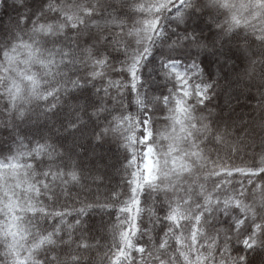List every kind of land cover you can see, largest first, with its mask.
<instances>
[{"label": "snow or ice", "instance_id": "obj_1", "mask_svg": "<svg viewBox=\"0 0 264 264\" xmlns=\"http://www.w3.org/2000/svg\"><path fill=\"white\" fill-rule=\"evenodd\" d=\"M0 8V264H264V0Z\"/></svg>", "mask_w": 264, "mask_h": 264}, {"label": "trees", "instance_id": "obj_2", "mask_svg": "<svg viewBox=\"0 0 264 264\" xmlns=\"http://www.w3.org/2000/svg\"><path fill=\"white\" fill-rule=\"evenodd\" d=\"M10 2V0H9ZM0 15H4V18L5 20L8 19L9 16H12L14 15V13L12 12V9L11 8H7V9H3V8H0ZM224 81H221V84L223 85ZM224 102V93L221 92L213 101H212V106H215L217 103L219 104H223ZM247 103V101L241 97L240 99V107L238 108V110H241V108H243V105H245ZM244 111H247L248 109L246 108H243ZM244 162H248V158L245 157L244 158ZM235 163L238 165V166H243L242 165V161L241 160H236ZM237 179H239L237 177Z\"/></svg>", "mask_w": 264, "mask_h": 264}]
</instances>
